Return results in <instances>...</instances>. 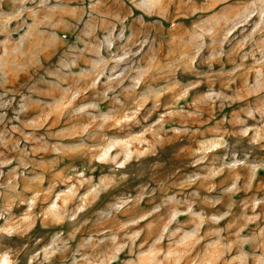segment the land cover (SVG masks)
Instances as JSON below:
<instances>
[{
    "label": "rangeland",
    "instance_id": "rangeland-1",
    "mask_svg": "<svg viewBox=\"0 0 264 264\" xmlns=\"http://www.w3.org/2000/svg\"><path fill=\"white\" fill-rule=\"evenodd\" d=\"M0 264H264V0H0Z\"/></svg>",
    "mask_w": 264,
    "mask_h": 264
}]
</instances>
